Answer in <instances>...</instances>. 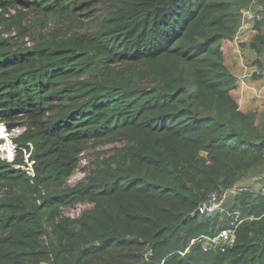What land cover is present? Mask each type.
<instances>
[{"label":"trees","instance_id":"obj_1","mask_svg":"<svg viewBox=\"0 0 264 264\" xmlns=\"http://www.w3.org/2000/svg\"><path fill=\"white\" fill-rule=\"evenodd\" d=\"M254 1L107 0L94 22L93 0H0V124L25 126L13 142L34 160L30 175L14 167L22 150L0 159V264H264L255 182L227 196L244 220L225 252L196 238L231 218L194 215L211 194L264 179V110L239 109L221 50ZM254 29L259 54L264 20ZM30 32L33 45L16 46ZM111 143L123 146L65 185L81 153ZM79 202L92 207L61 217Z\"/></svg>","mask_w":264,"mask_h":264},{"label":"crops","instance_id":"obj_2","mask_svg":"<svg viewBox=\"0 0 264 264\" xmlns=\"http://www.w3.org/2000/svg\"><path fill=\"white\" fill-rule=\"evenodd\" d=\"M239 33L224 41L221 50L231 73L236 78V88L232 95L242 112L264 110V50L257 54L249 46L254 34L255 23L264 20V1L252 3L244 14ZM252 178L246 182H255L254 191L264 188V179ZM233 194V193H231Z\"/></svg>","mask_w":264,"mask_h":264},{"label":"built area","instance_id":"obj_3","mask_svg":"<svg viewBox=\"0 0 264 264\" xmlns=\"http://www.w3.org/2000/svg\"><path fill=\"white\" fill-rule=\"evenodd\" d=\"M27 45H30V43L27 42ZM25 129H26L25 126H16L15 128H12L9 131L0 128V138H3L4 140H10L13 149L9 152H5V153L2 152V154H0V158L2 160L5 159L11 160L13 158L17 146L12 144V139L22 134L25 131ZM28 146L30 147L31 150L32 146L30 143H28ZM21 149L24 153V157H25L24 160L27 163V165L15 166V167H21L28 174L33 175L32 168H33L34 160L31 158V152L30 151L27 152L25 148H21ZM252 191L253 190L248 188L247 186H234L230 189L223 191L221 194H217V193L211 194L208 200L204 201L197 207L196 210L198 211V214L201 215L204 214L214 215L216 213H220L231 218L229 225L219 229L215 234L213 235L201 234L198 238H196V240L197 239L201 240V247L203 251L225 252L227 248H229L234 244L235 229L244 220V218H242L241 214L238 211H233V212L228 211V208L226 207L227 196L231 193L234 194L236 192H252ZM261 191L264 192V188L261 189ZM254 196L257 197V195ZM91 207H92L91 203L79 202L74 204L73 206L61 207L60 215L61 217H65L71 220H77L80 218L83 212L88 211ZM249 219L251 220L252 217H250ZM187 250L185 252H187ZM181 254L183 255L184 253Z\"/></svg>","mask_w":264,"mask_h":264},{"label":"rangeland","instance_id":"obj_4","mask_svg":"<svg viewBox=\"0 0 264 264\" xmlns=\"http://www.w3.org/2000/svg\"><path fill=\"white\" fill-rule=\"evenodd\" d=\"M94 3L92 5V14L91 17L94 19V22L98 21V17L100 18L101 12L104 8L107 6V0H93ZM14 15V12L11 13ZM38 16L34 14H27L24 17V20L22 21L23 25L32 26L34 27V24L37 22ZM84 26H88L89 21L86 19L84 21ZM55 27V22L51 21L45 26L43 29L42 27H35L33 31H40L43 33H49L53 28ZM15 34H14V33ZM12 33V34H11ZM14 37L16 35V32L14 29H11L10 32H8V35H13ZM35 34L33 33H27V35L23 38V40L15 38V44L16 46L25 47L28 46L27 42L30 43L29 46L33 45V40L35 39ZM122 143H111V144H105V145H98L95 147H89L86 149L79 158V164L78 167L73 171V173L68 178L67 182L65 183L66 186H74L75 184H78L80 182H86V178L91 174L92 169H95V166L99 161L107 159L109 156L112 155L114 149L122 147ZM13 150L12 145L10 143V140H0V154L9 152Z\"/></svg>","mask_w":264,"mask_h":264},{"label":"clouds","instance_id":"obj_5","mask_svg":"<svg viewBox=\"0 0 264 264\" xmlns=\"http://www.w3.org/2000/svg\"><path fill=\"white\" fill-rule=\"evenodd\" d=\"M29 46V45H28ZM0 128H3V126L0 124ZM3 130H5L4 128H3ZM0 140H4L3 138H0ZM13 140H14V138L12 139V144H14V145H16L14 142H13ZM17 146V145H16ZM21 148H23V147H18L17 146V149L15 150V152H14V155H13V158L11 159V160H4V161H7V162H10V163H12L13 162V160H14V157H15V154H16V151L18 150V149H20V150H22ZM30 148V147H29ZM27 152L28 151H32V149L30 150H26ZM23 158L25 159V157H24V153H23ZM31 158H32V155H31ZM1 159V158H0ZM2 160V159H1ZM25 161V160H24ZM26 165H27V163H26ZM25 164L24 165H16V164H14V167L15 166H26ZM16 168H21V167H16ZM22 169V168H21ZM33 169V168H32ZM24 170V169H23Z\"/></svg>","mask_w":264,"mask_h":264},{"label":"water","instance_id":"obj_6","mask_svg":"<svg viewBox=\"0 0 264 264\" xmlns=\"http://www.w3.org/2000/svg\"><path fill=\"white\" fill-rule=\"evenodd\" d=\"M194 215H195V216L198 215V211H197V210L194 212Z\"/></svg>","mask_w":264,"mask_h":264}]
</instances>
